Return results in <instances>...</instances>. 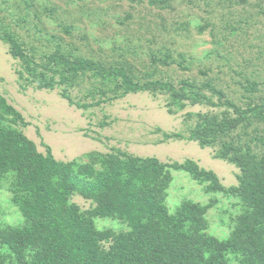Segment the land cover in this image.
I'll return each mask as SVG.
<instances>
[{"label": "rangeland", "instance_id": "374dc122", "mask_svg": "<svg viewBox=\"0 0 264 264\" xmlns=\"http://www.w3.org/2000/svg\"><path fill=\"white\" fill-rule=\"evenodd\" d=\"M0 35L13 37L30 59L12 56L9 44L0 40V94L28 123L15 127L40 152L48 145L57 160L79 163L90 162L91 152L116 150L163 163L190 159L212 171L224 188L238 186V167L215 157L219 145L202 147L190 138L196 115L231 109L187 103L170 112L169 96L153 90L111 99L122 93L117 85L101 83L90 71L64 81L58 70L64 68L63 57L88 59L122 69L139 85L168 82L177 86L188 80L204 88L210 83L237 106L245 107L250 100L262 103L264 0H0ZM54 54L60 58L53 59ZM29 70L36 76H30ZM42 78L51 79L54 86L41 88ZM253 83L256 91L250 93L246 88ZM203 92L212 103L218 102V96L205 88ZM98 100L104 101L78 106ZM0 122L14 127L5 117ZM243 124L232 137L238 144L249 143L253 153L264 159V144L254 139L258 134L264 137V124H254L255 130L254 126L243 129ZM164 133L181 137L166 139ZM93 164L100 168L97 160ZM168 180L163 203L170 213L185 202L211 204L204 216L203 232L208 237L250 240L244 219L254 207L247 200L182 170L169 169ZM16 186L13 173L0 179V227L28 225L14 202ZM70 202L82 211L94 206L77 193ZM94 222L100 230L128 229L119 219L95 218ZM261 235L257 241L264 245V229ZM7 253L0 244V254ZM227 258L228 264H239L242 251L230 252Z\"/></svg>", "mask_w": 264, "mask_h": 264}, {"label": "trees", "instance_id": "16d2710c", "mask_svg": "<svg viewBox=\"0 0 264 264\" xmlns=\"http://www.w3.org/2000/svg\"><path fill=\"white\" fill-rule=\"evenodd\" d=\"M0 40L9 44L12 56L30 61L13 37L0 35ZM62 66L58 70L61 80L80 78L90 71L101 83L117 85L122 93L111 99L128 92L153 90L169 96L170 112L183 109L187 103H208L231 109V112L196 115L190 138L202 147L218 144L215 157L238 167L239 184L224 188L212 171L200 168L190 159L163 163L155 157H137L116 150L108 154L91 152L87 155L88 163L59 161L48 145H44L45 152H40L15 127L18 124L25 127L28 123L0 94V118L5 117L14 125L0 122V179L6 174H15L14 202L28 222L24 227H0V244L8 251L6 256L0 254V264H228V253L236 251H242L239 264H264V245L257 241L264 229L260 227L264 226V159L253 153L249 143L238 144L232 137L240 123H245L243 129L254 126V130L257 129L254 124H264V101L250 100L245 107L237 106L221 90L206 83L204 88L212 96H218L215 104L203 92L204 88L188 80L177 86L168 82L139 85L122 69L107 68L88 59L71 61L63 57ZM28 73L36 76L34 71ZM39 86L50 89L54 82L42 78ZM246 89L254 93L256 84ZM102 101L78 106H97ZM163 135L166 139L181 137L178 133ZM254 139L264 144V137L259 134ZM96 160L100 163L99 169L93 164ZM169 169L209 181L212 187L227 194H238L253 205V213L244 219L245 223L248 221L244 229L251 231L250 240L241 243L240 238L208 237L203 232L204 216L211 204L199 206L185 202L170 213L163 203ZM74 193L90 200L94 206L82 211L70 202ZM95 218L119 219L128 229L100 230ZM255 222L261 224L254 225ZM6 258L12 262L7 263Z\"/></svg>", "mask_w": 264, "mask_h": 264}]
</instances>
